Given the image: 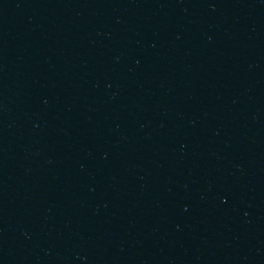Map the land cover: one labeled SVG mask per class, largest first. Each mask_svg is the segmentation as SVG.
<instances>
[{
  "label": "water",
  "instance_id": "obj_1",
  "mask_svg": "<svg viewBox=\"0 0 264 264\" xmlns=\"http://www.w3.org/2000/svg\"><path fill=\"white\" fill-rule=\"evenodd\" d=\"M0 264H264V0H0Z\"/></svg>",
  "mask_w": 264,
  "mask_h": 264
}]
</instances>
